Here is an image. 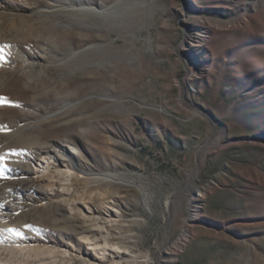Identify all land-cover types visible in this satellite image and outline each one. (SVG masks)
Masks as SVG:
<instances>
[{"label":"rangeland","instance_id":"rangeland-1","mask_svg":"<svg viewBox=\"0 0 264 264\" xmlns=\"http://www.w3.org/2000/svg\"><path fill=\"white\" fill-rule=\"evenodd\" d=\"M0 98V264H264V0H0Z\"/></svg>","mask_w":264,"mask_h":264},{"label":"bare ground","instance_id":"bare-ground-1","mask_svg":"<svg viewBox=\"0 0 264 264\" xmlns=\"http://www.w3.org/2000/svg\"><path fill=\"white\" fill-rule=\"evenodd\" d=\"M44 159V158H43ZM43 159H40V161L39 162H37L34 166H33V170H34V172L35 173H37V172H42V171H48L47 170V168H48V166L47 165H45L44 164V160ZM49 169V168H48Z\"/></svg>","mask_w":264,"mask_h":264},{"label":"snow or ice","instance_id":"snow-or-ice-1","mask_svg":"<svg viewBox=\"0 0 264 264\" xmlns=\"http://www.w3.org/2000/svg\"><path fill=\"white\" fill-rule=\"evenodd\" d=\"M5 102H7L6 98H0V103H5ZM17 234H19V233H17Z\"/></svg>","mask_w":264,"mask_h":264}]
</instances>
